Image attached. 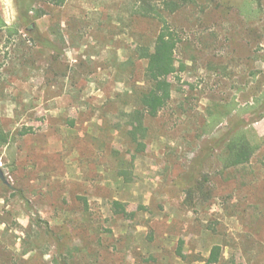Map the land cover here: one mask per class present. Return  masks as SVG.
I'll return each mask as SVG.
<instances>
[{
	"label": "rangeland",
	"instance_id": "1",
	"mask_svg": "<svg viewBox=\"0 0 264 264\" xmlns=\"http://www.w3.org/2000/svg\"><path fill=\"white\" fill-rule=\"evenodd\" d=\"M178 1L0 0V264H264V0ZM157 14L177 71L136 141Z\"/></svg>",
	"mask_w": 264,
	"mask_h": 264
},
{
	"label": "trees",
	"instance_id": "2",
	"mask_svg": "<svg viewBox=\"0 0 264 264\" xmlns=\"http://www.w3.org/2000/svg\"><path fill=\"white\" fill-rule=\"evenodd\" d=\"M46 1L51 5L63 6L68 0ZM154 2L155 0H140L136 12L143 15H153L151 12L154 8ZM164 5L169 11L174 12L180 8V1L164 0ZM27 6L26 11L33 9L29 5ZM155 17L159 18L164 25L156 38L154 46L141 45L136 48L138 57L147 60L145 76L150 83V88L140 98V107L129 115V124L132 126L130 133L136 141L145 129L146 118L148 116L156 117L168 105L173 93L171 77L177 71L174 52L181 40L180 35L169 25L162 14H157ZM6 26L7 24L0 12V30H3ZM30 26L33 28V23ZM9 140L8 132L0 125V145L8 143ZM141 144L143 143L141 142ZM226 147L227 154L224 158V166L227 168L249 163L254 154V148L246 136L233 135L228 140ZM114 209L117 213L129 214L123 203L119 201L114 203ZM220 254L221 247L217 245L212 250L209 262H218Z\"/></svg>",
	"mask_w": 264,
	"mask_h": 264
},
{
	"label": "water",
	"instance_id": "3",
	"mask_svg": "<svg viewBox=\"0 0 264 264\" xmlns=\"http://www.w3.org/2000/svg\"><path fill=\"white\" fill-rule=\"evenodd\" d=\"M0 177H1L2 179H4V174H3V171H2V169H1V166H0Z\"/></svg>",
	"mask_w": 264,
	"mask_h": 264
}]
</instances>
